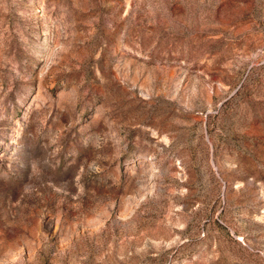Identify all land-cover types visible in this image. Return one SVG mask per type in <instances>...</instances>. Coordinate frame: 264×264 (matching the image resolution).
<instances>
[{"label":"rangeland","instance_id":"obj_1","mask_svg":"<svg viewBox=\"0 0 264 264\" xmlns=\"http://www.w3.org/2000/svg\"><path fill=\"white\" fill-rule=\"evenodd\" d=\"M0 264H264V0H0Z\"/></svg>","mask_w":264,"mask_h":264}]
</instances>
